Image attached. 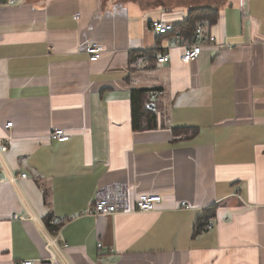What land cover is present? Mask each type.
<instances>
[{
	"label": "crops",
	"instance_id": "crops-1",
	"mask_svg": "<svg viewBox=\"0 0 264 264\" xmlns=\"http://www.w3.org/2000/svg\"><path fill=\"white\" fill-rule=\"evenodd\" d=\"M217 10L204 26L216 42L183 63L190 43L172 44L151 24L179 25L185 7L0 0L2 159L27 175L0 184V264H63L50 260L36 223L51 219L68 220V264H264V0ZM91 42L105 49L98 62L85 51ZM136 89L161 93L155 130L133 129ZM183 128L198 133L173 141ZM55 130L69 140H54ZM114 183L127 185L132 206L148 195L162 202L149 213L81 216Z\"/></svg>",
	"mask_w": 264,
	"mask_h": 264
},
{
	"label": "built area",
	"instance_id": "built-area-1",
	"mask_svg": "<svg viewBox=\"0 0 264 264\" xmlns=\"http://www.w3.org/2000/svg\"><path fill=\"white\" fill-rule=\"evenodd\" d=\"M17 0H6L7 6L16 5ZM76 20L80 19V14L75 17ZM151 30L157 35H169L173 32V25L165 24L159 21H155L151 24ZM205 27L199 25L196 29L193 44L185 47L184 54L181 57L183 63H191L196 61L203 52V49L207 46L214 44L216 39L213 37H206ZM170 42L174 44L176 41L181 39L180 34H174L170 38ZM172 47V46H171ZM170 49V47L168 48ZM86 53L90 57L91 62H98L105 49L104 47L95 42H91L85 49ZM170 61V56L168 53H164L158 58L160 64H165ZM161 95L160 92L154 91L151 93V99L155 100ZM13 123L7 125V129L12 128ZM53 139L59 142H65L69 140V137L65 134L63 130H55L53 134ZM9 139H0V184L10 183L16 185L19 180H25L27 178L26 174L15 175L7 169L5 163L3 162L4 154L9 149ZM162 202V196L160 195H148L140 198L135 202V205H131L129 198V190L126 184L114 183L100 188L94 198V201L90 204L86 212H82L81 216H112L121 213H149L154 210L157 204ZM183 209H190L189 205L186 203L182 204ZM16 219L26 220L25 217L16 216ZM30 219H35L30 216ZM36 222V220H34ZM68 220L51 219L48 225L42 222H36L38 224L39 230L45 239L46 247L50 254L51 261H61L63 264H68L65 261L64 253L69 248L68 243L63 237L62 229ZM212 225L208 224L204 227L203 231H210ZM102 246L99 245V248ZM18 264H34L32 261H22Z\"/></svg>",
	"mask_w": 264,
	"mask_h": 264
},
{
	"label": "trees",
	"instance_id": "trees-1",
	"mask_svg": "<svg viewBox=\"0 0 264 264\" xmlns=\"http://www.w3.org/2000/svg\"><path fill=\"white\" fill-rule=\"evenodd\" d=\"M218 19L219 11L217 8L189 9L185 20L179 25H174V30L169 35L180 34L181 40L191 45L193 44L195 32L199 25L212 26L218 22ZM149 56L153 57L152 54ZM152 92L154 91L148 89L132 90L130 100L132 106V126L136 131L155 130L159 127L157 109L154 111L150 109L151 106H155V101L151 99ZM172 133L174 136L173 141H176L193 138L197 135L198 130L196 128L172 129Z\"/></svg>",
	"mask_w": 264,
	"mask_h": 264
},
{
	"label": "rangeland",
	"instance_id": "rangeland-1",
	"mask_svg": "<svg viewBox=\"0 0 264 264\" xmlns=\"http://www.w3.org/2000/svg\"><path fill=\"white\" fill-rule=\"evenodd\" d=\"M118 3H128L131 1L139 2L143 7L149 8H161L164 10H170L179 7H185L187 9H196V8H219L224 5L227 0H112ZM161 98L160 100H162ZM161 101L157 102L159 107ZM159 110V109H158ZM157 110V112H158Z\"/></svg>",
	"mask_w": 264,
	"mask_h": 264
},
{
	"label": "water",
	"instance_id": "water-1",
	"mask_svg": "<svg viewBox=\"0 0 264 264\" xmlns=\"http://www.w3.org/2000/svg\"><path fill=\"white\" fill-rule=\"evenodd\" d=\"M150 109H151V110H155V106H151Z\"/></svg>",
	"mask_w": 264,
	"mask_h": 264
}]
</instances>
